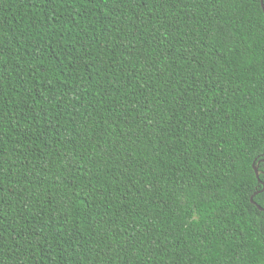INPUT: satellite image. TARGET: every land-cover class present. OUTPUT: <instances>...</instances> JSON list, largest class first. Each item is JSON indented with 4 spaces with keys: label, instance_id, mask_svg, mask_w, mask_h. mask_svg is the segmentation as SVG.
I'll list each match as a JSON object with an SVG mask.
<instances>
[{
    "label": "trees",
    "instance_id": "16d2710c",
    "mask_svg": "<svg viewBox=\"0 0 264 264\" xmlns=\"http://www.w3.org/2000/svg\"><path fill=\"white\" fill-rule=\"evenodd\" d=\"M0 264H264V0H0Z\"/></svg>",
    "mask_w": 264,
    "mask_h": 264
},
{
    "label": "water",
    "instance_id": "95a60500",
    "mask_svg": "<svg viewBox=\"0 0 264 264\" xmlns=\"http://www.w3.org/2000/svg\"><path fill=\"white\" fill-rule=\"evenodd\" d=\"M262 2H263V0H260L261 5H262ZM254 170H255V172H256V168H254ZM256 177H257V173H256ZM251 202H252V199H251ZM259 209H260V208H259Z\"/></svg>",
    "mask_w": 264,
    "mask_h": 264
}]
</instances>
